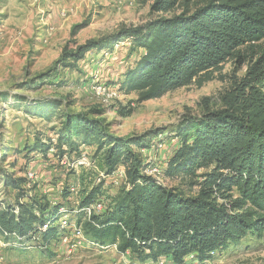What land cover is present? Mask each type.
I'll list each match as a JSON object with an SVG mask.
<instances>
[{
	"label": "trees",
	"instance_id": "1",
	"mask_svg": "<svg viewBox=\"0 0 264 264\" xmlns=\"http://www.w3.org/2000/svg\"><path fill=\"white\" fill-rule=\"evenodd\" d=\"M150 12L175 14L80 45L66 44L52 67L21 83L20 90L59 87L64 84L56 79L59 68H76L91 50L112 49L124 40L141 54L121 75L119 90L135 94L137 103L192 83L201 86L229 59L248 61L245 74L219 96V107L206 106L176 126L177 145L162 172L197 186L196 194L164 186L147 172L154 167L142 151L156 145L163 129L117 136L99 106L72 111L68 98L29 99L17 91L14 96L26 115L59 121L55 140L37 138L28 152L46 155L53 148L55 156L77 157L80 147L93 150L92 167L80 165L84 169L75 177V193L68 188L62 193L65 200L74 196L67 210L62 201L52 204L31 194L22 187L24 178L3 175L4 185L15 192L13 203L0 202V237L10 249L53 255L51 244L68 231L59 221L72 212L73 226L88 241L114 247L135 264H187L190 258L203 264L248 238H263L264 0H153ZM6 96L0 93L1 99ZM132 111L126 106L117 110L121 117ZM120 168L125 179L111 194L105 181ZM201 169L206 171L197 174ZM99 202L103 207L95 210Z\"/></svg>",
	"mask_w": 264,
	"mask_h": 264
},
{
	"label": "rangeland",
	"instance_id": "2",
	"mask_svg": "<svg viewBox=\"0 0 264 264\" xmlns=\"http://www.w3.org/2000/svg\"><path fill=\"white\" fill-rule=\"evenodd\" d=\"M152 1L0 0V93L7 94L6 100L0 98V147L3 149V153L0 151V202H14L15 192L2 181L3 175H11L14 179L24 178L22 187L31 194L43 195L52 204L62 201L67 210L74 206V196L65 200L62 196L64 189L75 193L78 188L76 175L82 169L92 167L91 147H80L81 155L77 157L55 156L53 148L46 155L28 152L27 149L37 138L55 140L56 129H53L59 127V121H43L26 115L18 106L22 102L14 96L17 91L29 99L47 96L68 98L72 111L99 106L111 132L117 136L138 135L151 128L163 129L165 132L156 139V145L142 151L144 158L154 167L147 172L164 186L196 194L197 186H189L184 179L165 177L162 172L177 145L173 136L176 126L183 117L198 115L206 106L219 107V96L230 90L231 85L245 74L248 61L229 59L212 72L211 80L201 86L192 83L169 91L158 99L137 103L135 94L119 90L121 75L133 66L141 54V51L132 49L129 40H124L114 44L112 49L91 50L76 68H59L60 78L56 79L64 81L59 87H45L39 91L20 90L21 83L51 68L66 44L70 47L72 44L80 45L88 39L107 37L122 27L143 25L153 17L175 14H152ZM74 26L77 28L72 33ZM98 84L117 91L119 98L111 106L101 105L92 92L93 86ZM121 106L133 108L132 113L121 117L117 112ZM82 155L86 162L82 164L84 168L78 164L79 160H83ZM28 170L35 173L30 181L26 178ZM205 171L201 169L197 174ZM121 182L116 177L107 178L105 186L112 194ZM75 215V212L66 215L72 226ZM65 229L68 231L58 242L51 244L54 251L51 256L36 250L20 252L7 245L2 247L0 237V264H135L129 261L127 255L118 254L114 247L99 248L86 237L85 241L77 238L73 227ZM157 264L171 263L160 260ZM187 264L197 263L190 258ZM203 264H264V236L259 240L248 238Z\"/></svg>",
	"mask_w": 264,
	"mask_h": 264
},
{
	"label": "built area",
	"instance_id": "3",
	"mask_svg": "<svg viewBox=\"0 0 264 264\" xmlns=\"http://www.w3.org/2000/svg\"><path fill=\"white\" fill-rule=\"evenodd\" d=\"M92 92L94 93V95H96L98 97V99L100 101V104L105 106V107L111 106L115 102V100L119 98L118 97V93H117V91L115 89H111L109 87H105L103 84H98L96 86H93V91ZM82 157H83L82 158L83 160H81V161L79 160L78 161L79 165H82V164L86 163L84 155H82ZM153 169L154 168H152V170ZM34 177H35V173L34 172H32L30 170L26 171V178H27L28 181L32 180ZM113 177H116V178H119L121 180H124L125 179V174H124L123 169L122 168L118 169L113 174ZM102 207H103V204L101 202H99V203H97V204H95L93 206V208L95 210H101ZM60 226L62 228H66V227L72 228L73 227L75 236L77 238L82 239L83 241H85L84 235L82 234L80 228H77L75 226H72V227L68 226L65 216H64V219H60ZM1 242H2V247L6 246V245L8 246V243L5 244L3 242V240ZM91 244H93V243H91Z\"/></svg>",
	"mask_w": 264,
	"mask_h": 264
}]
</instances>
